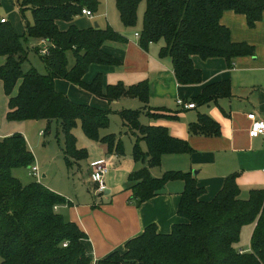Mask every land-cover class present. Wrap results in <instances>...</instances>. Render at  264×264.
Instances as JSON below:
<instances>
[{
    "label": "trees",
    "instance_id": "trees-1",
    "mask_svg": "<svg viewBox=\"0 0 264 264\" xmlns=\"http://www.w3.org/2000/svg\"><path fill=\"white\" fill-rule=\"evenodd\" d=\"M143 1L146 5L140 41L144 46L164 42L160 54L172 60L180 84L203 81L202 71L194 64L195 55L205 60L224 58L233 66L238 57L256 54L254 45L232 40L222 17L226 11H234L244 15L249 27L254 28L263 19L264 0H115L126 27L137 26ZM16 4L26 20L24 36L0 18V56L6 59L0 65V79L10 95L9 118L56 119L64 133L63 152L68 167L88 156L85 149L77 147L73 129L78 124L90 138L105 142L110 153L124 156L117 135L102 136L100 132L110 124V110L75 103L56 90L55 81L69 80L110 102L127 95L146 102L150 91L147 82L130 87L118 83L105 88L101 73L89 83L84 80L92 64H120L103 50V45L106 41H125L126 37L111 25L84 29L76 25L84 8L93 13L99 10V0H16ZM28 10L31 21L26 18ZM60 22L69 27L62 29ZM28 37L50 44L48 55L41 57L46 74L36 68L23 69L28 58L24 40ZM18 83V93L12 96ZM229 95L231 82L224 80L207 85L195 100L205 104ZM142 113L143 109L118 113L137 137L134 159L148 163L129 177L133 198L140 205L160 194L168 182L183 180L178 211L188 221L175 224L170 233H160L155 224H150L126 243L125 252H114L97 264H264V189H252L248 198H242L238 173H233L211 201H204L201 197L206 190L191 172L173 170L161 177L153 176L150 168L161 165L164 154L191 152L192 147L172 136L165 126L143 124ZM190 130L204 135L221 133L219 123L205 114ZM141 141L146 142V150ZM33 160L22 134L0 138V264H90L92 259L83 242L86 233L56 209L72 203L40 182L24 185L14 176L13 168L29 167ZM247 224L252 226L250 246L241 248L240 235Z\"/></svg>",
    "mask_w": 264,
    "mask_h": 264
},
{
    "label": "crops",
    "instance_id": "crops-1",
    "mask_svg": "<svg viewBox=\"0 0 264 264\" xmlns=\"http://www.w3.org/2000/svg\"><path fill=\"white\" fill-rule=\"evenodd\" d=\"M93 18L81 15L75 23L82 29L96 24L103 28L111 25L108 20V24L91 25ZM222 23L230 28L233 41H246L254 45L256 54L238 57L233 66H229L224 58L205 60L198 55L193 56L195 66L203 73V81L199 84L184 85L177 81L172 60L160 54L163 41L152 42L147 46L141 43V22L139 29L134 32L128 31V27L123 25L124 29L118 32L126 37L125 41L104 43L103 50L118 59L120 64H92L84 80L89 83L101 73L105 88L118 83L130 87L147 82L150 91L146 102L130 95L110 102L66 79H56L55 88L75 103L110 110L109 116L124 109H143L140 117L143 124L165 126L172 136L188 142L192 147L191 152L166 153L162 156L161 165L150 170L155 177L173 170L191 172L199 186L206 190L201 197L204 201H211L223 188L226 177L233 173H238L237 182L241 193L245 190L250 192L252 189H264V137H251L252 121L248 118L251 112L264 117V15L257 26L251 28L244 15L226 11ZM68 27L67 23L61 26L62 29ZM41 43L42 40L34 39V45ZM224 80L231 82V95L218 97L205 104L196 102L195 98L207 85ZM179 99L197 105L195 108H185L179 104ZM121 101L124 102L122 106L113 110ZM202 114L219 123L220 134L191 132V125ZM127 130L134 138V147L137 137ZM108 134L117 135L125 155L110 153L108 150L105 158L92 160L86 182L91 185L94 196L82 200L77 197L75 200L64 195L72 204L66 203L57 208L58 212L76 222L86 233L87 238L83 242L92 259L90 264H97L114 252H125L126 243L141 235L150 224H155L160 233H170L175 224L188 221L178 211L185 187L183 180L168 182L160 194L138 205L133 198V182L129 177L131 173L148 166V163L134 159L133 147L130 151L124 148L122 135L101 132L102 136ZM140 144L143 150L147 149L145 141ZM97 160L107 161L111 164L110 171L114 169L122 177L120 181L112 177L109 171L104 179L106 190L102 193L97 191L98 184L90 179L92 163ZM80 161L73 167L81 171Z\"/></svg>",
    "mask_w": 264,
    "mask_h": 264
},
{
    "label": "rangeland",
    "instance_id": "rangeland-1",
    "mask_svg": "<svg viewBox=\"0 0 264 264\" xmlns=\"http://www.w3.org/2000/svg\"><path fill=\"white\" fill-rule=\"evenodd\" d=\"M99 10L94 13V18L90 21L91 25L95 23L106 24L107 20L117 31L124 29V24L119 18V11L117 9L115 0H99ZM146 2L143 1L138 9V24L136 27L129 28L128 31H133L138 28V25L143 20V14L145 10ZM26 18L31 21V11H26ZM4 17L9 24L15 29L20 36L25 35V23L26 20L17 7L16 0H0V18ZM65 22H60V26ZM108 24V23H107ZM43 41V40H42ZM45 41V44H43ZM40 45H34V38L28 37L24 40V45L28 49V58L23 63L24 71H28L31 68H36L40 73L46 74L47 69L42 60V56L48 55L42 54L41 49L44 45L50 47L48 41L44 40ZM39 48V50H37ZM49 50V49H48ZM5 57L0 56V65L5 62ZM19 83L11 91V95L15 96L18 93ZM9 94L6 90L3 80L0 79V138L12 136L15 133L22 134L28 143V146L34 156L33 163L29 167L17 166L13 168L12 172L24 185H28L32 182H40L55 192L59 191V194L67 196L69 198L77 197L78 200L85 199L86 197L92 198L94 191L91 189V185L86 182L89 176V164L92 160L97 158H105L108 152V145L101 141L90 138L82 126L78 124L73 129V134L77 140V147L85 149L87 151V158L80 161L81 171L77 167H68L64 159L63 149L64 133L60 127L59 122L56 119L51 121L46 119H11L8 116L9 111ZM126 101V99L124 100ZM132 101V100H131ZM124 102L114 106L112 109L116 110L122 106ZM134 109H137L134 107ZM111 122L108 127L102 128V133H116L122 135L123 146L126 150L130 151L133 147L134 138L127 131V127L123 125L122 118L117 111L111 113ZM129 132L133 133L129 130ZM43 133V134H41ZM105 160H97L93 163L102 162ZM32 166H37L39 169V176L31 173ZM112 177L122 181L121 175L114 169L109 173ZM106 177V176H105ZM91 179V178H90ZM89 179V180H90ZM109 184V183H108ZM263 190V189H262ZM249 191V190H248ZM250 192L246 190L241 193L242 197H248ZM252 236V226L245 225L242 228L240 235V247L248 248L250 246ZM0 256V263H1Z\"/></svg>",
    "mask_w": 264,
    "mask_h": 264
},
{
    "label": "built area",
    "instance_id": "built-area-1",
    "mask_svg": "<svg viewBox=\"0 0 264 264\" xmlns=\"http://www.w3.org/2000/svg\"><path fill=\"white\" fill-rule=\"evenodd\" d=\"M83 15L87 16H93L94 13L91 12L89 9L84 8L83 9ZM2 22H6V19H1ZM137 36L139 34L137 33ZM44 41V40H43ZM42 41V42H43ZM45 44V41L44 43ZM49 48L44 45L41 49L42 54H47L49 52ZM179 104L182 105L185 108H195L196 104L193 102H185L183 99L178 100ZM248 118L252 121V127L250 129V135L251 137H259L263 136L264 137V117H260L256 112H251L248 114ZM31 168V173L40 179L41 177L39 176V169L37 166H32ZM111 164H109L107 161H102V162H97V163H92V172H91V181L94 183L98 184L97 191L98 192H104L106 190V185L104 183L105 176L108 174L110 171ZM58 206L56 207V209ZM67 245V243H65Z\"/></svg>",
    "mask_w": 264,
    "mask_h": 264
},
{
    "label": "water",
    "instance_id": "water-1",
    "mask_svg": "<svg viewBox=\"0 0 264 264\" xmlns=\"http://www.w3.org/2000/svg\"><path fill=\"white\" fill-rule=\"evenodd\" d=\"M96 26H98V24H96Z\"/></svg>",
    "mask_w": 264,
    "mask_h": 264
}]
</instances>
